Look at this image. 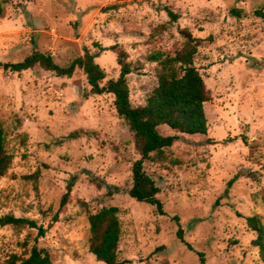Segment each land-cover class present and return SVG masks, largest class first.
<instances>
[{
	"label": "rangeland",
	"instance_id": "1",
	"mask_svg": "<svg viewBox=\"0 0 264 264\" xmlns=\"http://www.w3.org/2000/svg\"><path fill=\"white\" fill-rule=\"evenodd\" d=\"M1 1L0 126L12 163L0 179V216L45 228L37 245L52 264H103L88 251L87 216L110 206L118 209V259L126 264H199L198 253L205 264H264L247 223L257 217L264 225V20L256 15L264 0ZM166 10L178 19L170 22ZM183 29L201 40L193 62L211 98L208 130L180 134L163 162L144 163L160 189L161 215L128 195L139 155L112 95H90L80 69L65 78L38 65L19 73L2 66L34 51L66 66L85 49L97 52L95 45L117 46L136 66L142 55L182 45ZM95 62L106 74L102 84L118 77L112 51H99ZM156 72L143 62L127 76L133 106L145 104ZM36 234L0 227V264L27 256Z\"/></svg>",
	"mask_w": 264,
	"mask_h": 264
},
{
	"label": "trees",
	"instance_id": "2",
	"mask_svg": "<svg viewBox=\"0 0 264 264\" xmlns=\"http://www.w3.org/2000/svg\"><path fill=\"white\" fill-rule=\"evenodd\" d=\"M5 4L0 0V18L4 16ZM170 22H175L178 16L166 10ZM256 15L264 20V11H256ZM183 43L170 49H157L156 52L136 61L128 62L126 51L117 46L105 49L95 45L99 50L90 52L84 50L82 56L75 58L66 66H59L51 54L34 51L22 61L4 64L6 71L22 72L33 69L38 65L41 69L54 73L57 77L71 78L76 69L83 71L90 95L110 94L113 96V105L117 116L126 122L133 136V145L139 158L131 168L132 186L128 191L130 198L137 202L154 206L162 215V204L157 198L160 192L156 182L144 171V163H160L165 160V150L178 140L180 134L206 135L208 126L204 113V103L210 101L209 91L204 80L194 66V57L197 54L201 40L183 29L180 31ZM110 50L116 55L119 75L116 79L107 80L103 69L95 62L99 51ZM142 60V61H141ZM145 63L156 65L157 86L147 95L145 104L133 106L129 100L127 76L136 72ZM161 127H167L174 134L162 135ZM5 134L0 126V179L10 168L12 156L5 148ZM73 181L66 187V192L60 200L64 206L69 198ZM100 188V184H96ZM116 189L108 188L111 195ZM116 207H102L100 210L87 216L89 227L88 251L95 259L103 264H126L118 259V244L121 234L120 222ZM56 218V217H55ZM248 225L257 234L254 241L256 247L264 257V225L257 217L247 219ZM28 227L37 230L34 242L27 256L10 254L3 264H52L50 253L37 245L38 238L45 235L46 229L37 226L34 221L17 218L13 215H1L0 227ZM177 238L184 243L183 231L179 228ZM189 250L192 247L187 245ZM199 264H205L203 253H198Z\"/></svg>",
	"mask_w": 264,
	"mask_h": 264
}]
</instances>
